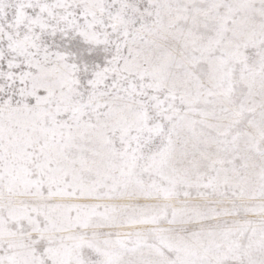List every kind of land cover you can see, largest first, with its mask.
Segmentation results:
<instances>
[{"label":"snow or ice","instance_id":"obj_1","mask_svg":"<svg viewBox=\"0 0 264 264\" xmlns=\"http://www.w3.org/2000/svg\"><path fill=\"white\" fill-rule=\"evenodd\" d=\"M0 264H264V0H0Z\"/></svg>","mask_w":264,"mask_h":264}]
</instances>
